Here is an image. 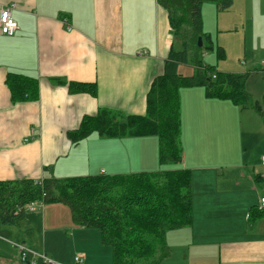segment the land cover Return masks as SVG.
Instances as JSON below:
<instances>
[{
	"label": "crops",
	"instance_id": "obj_1",
	"mask_svg": "<svg viewBox=\"0 0 264 264\" xmlns=\"http://www.w3.org/2000/svg\"><path fill=\"white\" fill-rule=\"evenodd\" d=\"M260 1L243 0L248 18L262 9ZM12 5L18 29L8 35L0 28V181L113 176L162 166L157 136L94 133L77 143L69 137L99 108L145 114L151 84L176 43L168 11L158 0H0V14ZM11 73L35 79L36 96L14 100L7 83ZM70 82L96 83L97 94L72 93ZM205 92L196 86L179 93L194 215L191 226L167 233L171 253L161 264H264V212L255 209L264 195L256 153L262 156L264 147L249 150L251 133L246 136L242 127L246 121L248 129L260 132L264 145V117ZM231 109L241 120L234 149L221 122ZM46 206L27 210L18 230L0 228L2 252L4 242L24 243L37 264L45 263L34 253L46 254L53 264H77L75 255L84 258L82 264H113L112 247L102 243L100 231L74 224L62 203L59 213ZM5 258L0 264H21Z\"/></svg>",
	"mask_w": 264,
	"mask_h": 264
},
{
	"label": "trees",
	"instance_id": "obj_2",
	"mask_svg": "<svg viewBox=\"0 0 264 264\" xmlns=\"http://www.w3.org/2000/svg\"><path fill=\"white\" fill-rule=\"evenodd\" d=\"M207 2L225 11L234 0H158L168 11L176 43L171 45L164 72L151 84L145 114L125 115L99 108L95 116L84 118L77 130L69 132L74 143L94 133L108 138L157 136L160 164L177 167L113 176L1 180L0 228L21 225L27 206L33 202L62 203L70 209L74 224L100 231L102 243L112 247L113 264H161L170 256L167 233L191 226L194 215L192 172L179 166L184 162L180 90L203 86L208 97L229 99L264 117V97L254 101L247 90L249 73L224 72L203 62L205 51L212 49L201 12ZM217 55L218 59L225 57L222 47ZM182 65L195 67V73L182 75ZM7 83L14 100L36 96L38 83L31 77L11 73ZM69 89L72 93L97 94L96 83L70 82ZM18 245L20 258L27 263L31 253L23 260Z\"/></svg>",
	"mask_w": 264,
	"mask_h": 264
},
{
	"label": "rangeland",
	"instance_id": "obj_3",
	"mask_svg": "<svg viewBox=\"0 0 264 264\" xmlns=\"http://www.w3.org/2000/svg\"><path fill=\"white\" fill-rule=\"evenodd\" d=\"M260 3H263V7L261 6L262 9L252 12L249 18L248 15L243 12V0H236L230 10L220 11V13H218L215 3L207 2L204 4L203 10L201 11L203 14L204 32L210 37L212 45V49L205 51L206 56L203 57V62L206 65L217 67V70L227 69L232 70L228 72L250 73L246 87L254 101H262L264 97V0H262V2L260 1L259 4ZM249 9L250 5L247 4L245 12ZM259 14L262 15L261 19L259 18ZM220 47L224 49L226 56L218 59L217 51ZM179 67V73H182L184 76L195 73V67L193 66L182 65ZM224 104H228V102ZM236 115V111L232 109L228 110L221 121L226 131L225 135L229 143L228 146L232 149H234L236 144H239L237 135H239L238 130L241 126V120L238 122ZM261 122H259V125H262ZM242 127L246 136L251 133V137H249L250 144L247 146L249 150L258 151L260 147H264V145H262L260 132L248 129L246 121L242 124ZM256 155H259L260 160L261 154L256 153ZM179 166H183V164H179ZM176 167L177 165L172 164L160 166L157 170L173 169ZM257 168H260L259 164ZM35 207L37 211H42V206L40 204H37ZM46 207H49V204ZM59 208L58 203L50 204V212L52 213H59ZM8 228L14 231L18 230L19 227L8 226ZM1 240L2 238L0 241ZM16 244L17 243L11 244L10 242H4L2 246L4 253L0 249V257L7 261L5 258L6 256L13 261L26 264L21 260L17 248L14 247ZM38 263L40 264V262Z\"/></svg>",
	"mask_w": 264,
	"mask_h": 264
},
{
	"label": "built area",
	"instance_id": "obj_4",
	"mask_svg": "<svg viewBox=\"0 0 264 264\" xmlns=\"http://www.w3.org/2000/svg\"><path fill=\"white\" fill-rule=\"evenodd\" d=\"M13 7L14 6L12 5V6H9V7L5 8L4 10H2V12L0 14V28H1L2 33H4V34L13 35L14 32H16V30L18 29L17 21L15 19H13V16H12V8ZM260 162H261L262 171L264 173V154L260 157ZM38 181H41V180L39 179ZM260 198L261 199L259 200L258 207L261 210H263V212H264V195L262 197H260ZM37 204H40L41 206H44L43 202H33V203H31V204H29L27 206V209L28 210H35L36 209L35 206H37ZM18 246L20 248V251L22 252V255H23L22 258H23V260H25L26 257H27V253L28 254L32 253V250L27 248V246L24 245V244H20ZM34 255H38L45 264H53L54 263L52 261V259L49 258L46 254L34 253ZM35 260L34 259L33 260L30 259L27 262V264H37V262ZM83 260H84V258L82 256H78L76 258L77 264H82Z\"/></svg>",
	"mask_w": 264,
	"mask_h": 264
},
{
	"label": "water",
	"instance_id": "obj_5",
	"mask_svg": "<svg viewBox=\"0 0 264 264\" xmlns=\"http://www.w3.org/2000/svg\"><path fill=\"white\" fill-rule=\"evenodd\" d=\"M203 45V40H202V38L200 37L199 38V46H202Z\"/></svg>",
	"mask_w": 264,
	"mask_h": 264
}]
</instances>
